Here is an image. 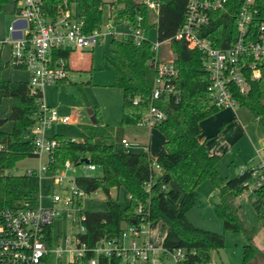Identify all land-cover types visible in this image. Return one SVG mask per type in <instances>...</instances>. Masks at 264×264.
<instances>
[{
  "label": "trees",
  "instance_id": "obj_1",
  "mask_svg": "<svg viewBox=\"0 0 264 264\" xmlns=\"http://www.w3.org/2000/svg\"><path fill=\"white\" fill-rule=\"evenodd\" d=\"M147 1L150 0L42 1L45 16L55 19L68 11L72 18L82 23L84 33L100 29L104 6L108 7L107 21L112 28L125 24L144 33L153 29L156 42L168 40L166 46L177 70L175 78L164 80L173 87L174 94L152 100L156 73L151 42L145 39L135 46L130 37H111L109 43L114 56L110 62L113 70L111 86L121 95L120 126L137 125L151 106L159 110L163 118L151 128L162 137L163 153L152 158L148 154L115 148L109 143L112 129L101 124L99 109L93 106L89 109L96 123L80 126L85 136L83 141L73 142L60 135L51 136L57 145L48 162V171L60 170L65 161L75 167L88 164L100 170L99 176L75 177L76 186L88 196L98 190L104 194V212L82 210L84 233L80 235V241L87 248L100 240L119 238L122 226L138 228L160 220L165 226L160 247L164 251L181 249L186 255V264L210 263V253L223 247L222 235L196 228L186 218V213L196 204L197 186L208 180L217 191L218 202L213 205L215 216L224 231L243 235L245 245L241 263L254 264L252 238L256 230L246 227L240 220L239 205L235 200L245 192L243 184L250 181L256 167L243 169L224 182L218 177L215 164L219 157L209 153L205 142L199 141L198 136L201 132L199 123L222 109L216 108L207 97L209 80L201 66V54L188 49L183 41L173 39L183 21L188 0H156V11L147 8ZM6 3L7 0H0V11ZM241 3L242 0H226L222 8L210 12L209 22L201 29L199 37L217 49L231 46ZM255 6L257 13L249 27L253 31L264 23V0H256ZM71 51L59 50L55 56L67 59ZM259 68V78L248 82L245 94L235 95V100L238 107L245 108L264 127V64ZM2 69L0 61V73ZM41 97L40 91L29 94L26 82L0 77V103L3 99L10 100L8 120L12 124L10 132L0 130V208L36 204V179L11 177L4 172L24 158L35 157L31 141L23 140V137L33 126ZM1 125L2 121L0 128ZM147 182H150V187L145 191ZM120 188L127 194L125 207L109 196L111 189ZM247 200L264 229V185L252 190ZM83 263L84 259L80 261ZM99 264L125 263L117 258L101 257Z\"/></svg>",
  "mask_w": 264,
  "mask_h": 264
},
{
  "label": "built area",
  "instance_id": "obj_2",
  "mask_svg": "<svg viewBox=\"0 0 264 264\" xmlns=\"http://www.w3.org/2000/svg\"><path fill=\"white\" fill-rule=\"evenodd\" d=\"M11 1L15 18L7 27L9 40L6 42L0 39V53L3 44H9L6 66L28 74L26 84L29 94L41 92L44 86L57 85L65 79L67 59L55 56L56 51H81L94 47L103 35L113 37L111 30L114 28L110 24L106 33H101L100 29L84 33L82 23L72 18L68 11L60 13L55 19L45 16L41 8L43 0ZM255 2L256 0H242L235 19L234 42L225 49L212 47L199 34L209 22V13L222 8L226 0H188L183 21L173 37L174 40L183 41L188 49L201 54V66L209 80L207 97L218 109L237 106L235 95L245 94L246 84L260 76L259 67L264 64V23H260L254 31L249 28L257 13ZM145 5L156 11V0L147 1ZM15 33L19 34L18 38L13 37ZM125 37H130L135 46L148 39L147 33L130 27L128 34L120 36ZM167 42L168 40L151 42L156 73L152 100L175 92L170 84L164 82L177 75L172 58L166 61L159 58V47ZM168 55H172L171 52ZM162 118V113L151 106L136 126L151 128ZM68 121V117L59 116L55 109L44 106L41 99L38 101L33 126L23 140L31 141L33 155L38 158L45 155L46 163L37 170L26 169L21 176L36 179L37 183L44 179L48 206L40 205L38 188L34 206L23 204L0 208V264H45V259L50 255L55 259L67 255L66 264H80L83 259V264H99L101 257L117 258L125 264H186V255L181 249L164 251L161 247H152L146 240L144 225L138 228L122 226L119 238L100 240L93 247L87 248L80 241V235L84 233L83 202L89 196L76 186L75 177L69 175L75 167L70 162L65 161L63 167L53 173L48 171V162L57 144L47 134V130L52 125H66ZM130 146L124 139L118 142L120 150L127 151ZM255 154L259 164L251 173L250 181L243 184L247 194L264 185L261 154L258 150H255ZM78 167L84 173L82 176L95 170L93 165L88 164ZM149 187L150 182L144 184L145 191ZM161 188H164L163 185ZM60 217H64L69 226L76 230L68 238L64 237L63 244L66 248L56 244L51 235L53 221Z\"/></svg>",
  "mask_w": 264,
  "mask_h": 264
},
{
  "label": "rangeland",
  "instance_id": "obj_3",
  "mask_svg": "<svg viewBox=\"0 0 264 264\" xmlns=\"http://www.w3.org/2000/svg\"><path fill=\"white\" fill-rule=\"evenodd\" d=\"M14 5L11 0L2 6L0 11V39L9 40L7 27L15 18ZM108 7L102 8L100 32H108L109 22ZM129 26L120 24L116 26L111 33L114 39H120L121 35L128 34ZM147 38L150 42H155V31L149 30ZM145 33V34H146ZM110 35H103L101 41L92 48L81 51H73L69 54L67 77L62 81L64 84L47 85L41 89V101L44 106L57 110L62 116L69 118V122L63 126L52 125L47 133L60 135L64 140L80 142L85 136L80 126L87 125L89 118L86 109L97 106L99 115L104 125L112 129V137L109 141L115 148L121 137L130 140L135 147L146 146L149 142V156L157 157L162 154V137L154 129L146 126H120V107L121 95L117 89L111 86L113 79V70L111 59L114 58L110 46ZM9 44H3L0 57L3 69L0 77L4 80L28 81V74L25 71L11 69L8 65ZM169 49L166 44L159 47V58L163 61L172 58L168 55ZM80 89V91H78ZM82 95V96H81ZM10 100L3 99L0 103V121L2 125L0 130L10 132L11 122L8 120ZM202 137L206 138L207 149L210 153L219 157L215 164V170L222 182L226 178H232L241 172V169H251L259 164L255 150L261 154V160L264 165V127L257 122L253 115L245 108L232 107L225 108L222 111L208 117L200 122ZM121 129V130H120ZM116 136V138H115ZM130 147L126 150L129 151ZM145 153L146 150H145ZM46 157L24 158L14 166L5 171V175L11 177H20L26 169H34L40 165H45ZM154 168V167H153ZM156 172L158 169L154 168ZM86 175L99 176L100 170L96 168L93 172H86ZM70 176L78 177L84 175L80 167H74ZM46 183L41 179L37 183L41 195L40 205L48 206L45 198L44 188ZM196 204L186 213L187 220L196 228L217 233L223 236V247L217 252L210 253L209 264H242V252L245 245V239L242 234L224 231L220 220L215 216L213 205L218 202L217 191L210 183L205 180L199 184L195 190ZM246 192L235 200L239 205V218L246 227H253L256 230L252 238V245L255 248V256L252 263L264 264V229L260 226L258 219L247 200ZM109 196L115 199L121 206L128 204L127 194L123 189H111ZM85 212H104L106 206L104 203V194L98 190L91 194L83 202ZM69 223L60 217L53 221L51 227L52 239L61 248H66L63 244L64 237L75 232ZM165 226L158 220L146 226V240L154 247L159 248ZM71 246H68L70 248ZM67 255L55 259L53 255L45 259V264H66Z\"/></svg>",
  "mask_w": 264,
  "mask_h": 264
},
{
  "label": "crops",
  "instance_id": "obj_4",
  "mask_svg": "<svg viewBox=\"0 0 264 264\" xmlns=\"http://www.w3.org/2000/svg\"><path fill=\"white\" fill-rule=\"evenodd\" d=\"M73 51H76V50H72L71 52H73ZM79 52V51H78ZM71 55V54H70ZM69 57L70 56H68L67 57V60H69ZM67 64H68V61H67ZM67 73H68V71H67ZM67 73H66V75H67ZM67 77V76H66ZM59 84V83H58ZM57 84V85H58ZM60 84H64L63 82H61ZM57 111V110H56ZM58 115L59 116H62V115H60V113H58ZM100 116V115H99ZM68 120H69V118H68ZM100 121H101V117H100ZM69 122V121H68ZM90 123V122H89ZM88 123V124H89ZM101 124L102 125H104L103 123H102V121H101ZM199 125H200V123H199ZM104 126H106V125H104ZM200 128V127H199ZM121 130V129H120ZM8 133V132H7ZM48 135H50V136H54L55 134L54 133H47ZM121 139H124V140H126L127 142H129L130 144H131V146H130V149H129V151H127V152H130V153H136V154H148L149 155V153H148V151H149V142L147 143V145L146 146H141V147H135L134 146V143L132 142V141H130V140H127V139H125V138H123V137H121L119 140H121ZM198 140L199 141H201V142H205V145H206V138H204V137H202V134H201V132H200V134H199V136H198ZM119 142V141H118ZM118 142L116 143L117 145H118ZM206 147H207V145H206ZM145 150H146V152L147 153H145ZM162 152H163V150H162ZM209 152V151H208ZM210 153V152H209ZM212 154V153H211ZM153 158H156V157H153ZM263 162V161H262ZM239 174V173H238ZM170 186H173L172 184H170ZM165 232V231H164ZM163 236H164V233H163ZM163 238V237H162Z\"/></svg>",
  "mask_w": 264,
  "mask_h": 264
},
{
  "label": "water",
  "instance_id": "obj_5",
  "mask_svg": "<svg viewBox=\"0 0 264 264\" xmlns=\"http://www.w3.org/2000/svg\"><path fill=\"white\" fill-rule=\"evenodd\" d=\"M13 37L18 38L19 37V34L18 33H15V34H13ZM86 113L88 115L90 124L91 125H94L96 122H95V119H94V117L92 115V111L89 108H87L86 109ZM84 163H87V160H84Z\"/></svg>",
  "mask_w": 264,
  "mask_h": 264
}]
</instances>
